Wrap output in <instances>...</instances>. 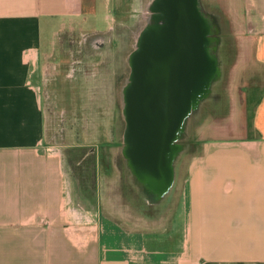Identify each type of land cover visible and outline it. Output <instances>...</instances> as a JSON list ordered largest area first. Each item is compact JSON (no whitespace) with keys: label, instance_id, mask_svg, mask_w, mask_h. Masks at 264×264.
<instances>
[{"label":"crops","instance_id":"0c3cea01","mask_svg":"<svg viewBox=\"0 0 264 264\" xmlns=\"http://www.w3.org/2000/svg\"><path fill=\"white\" fill-rule=\"evenodd\" d=\"M244 3L252 30L240 36L236 77L252 84L233 99L225 126L236 135H211L213 155L190 166V207L175 223L140 231L105 222L117 213L87 195L64 149L47 146L41 89L57 62L45 41L83 0H0V264H264V0Z\"/></svg>","mask_w":264,"mask_h":264},{"label":"rangeland","instance_id":"374dc122","mask_svg":"<svg viewBox=\"0 0 264 264\" xmlns=\"http://www.w3.org/2000/svg\"><path fill=\"white\" fill-rule=\"evenodd\" d=\"M147 1L83 0L81 16L56 24L55 32L52 30L54 33L45 41L55 51L57 68L50 70V81L41 92L49 134L47 146L54 152L64 149L74 179L87 195H102L105 212L120 213L105 215V222L113 218L130 220L140 231L144 228L139 226L147 222V231H162L175 223L182 202L184 208L190 207L188 171L197 159L212 157L213 150L208 148L211 135L223 134L224 129L226 138L236 135L232 130L231 135L225 125L230 123L233 99L240 104L243 90L252 84L244 82L240 74L236 77L240 36L252 30V25L246 21L244 0H200L210 25L216 27L212 40L215 44L219 40L220 49H225L219 55L213 98L201 101L194 118L183 123L174 150L168 155L173 173L170 186L161 192L148 185L147 189L139 188L125 170L117 148L124 122L113 83L126 76L125 58L144 26ZM114 72L118 76H113ZM244 121L250 124V119ZM183 215L186 224L187 212Z\"/></svg>","mask_w":264,"mask_h":264},{"label":"flooded vegetation","instance_id":"af4514ba","mask_svg":"<svg viewBox=\"0 0 264 264\" xmlns=\"http://www.w3.org/2000/svg\"><path fill=\"white\" fill-rule=\"evenodd\" d=\"M197 21L203 26L201 53ZM210 22L200 0L147 1L144 26L125 58L126 76L113 83L114 88L117 86L119 112L124 122L122 140L117 148L125 170L139 188L147 189V174L150 173L147 171V127L163 133L151 126L153 121L167 117L180 120L184 116L185 95L190 103L185 118H194L200 110L201 93L207 91L211 83L203 102L213 98L215 73L211 67L216 44L212 40V31L215 33L216 27ZM223 50L219 48L217 54L222 55ZM115 75L118 73L114 72ZM134 119L145 121L143 137L138 133L141 127L133 124ZM181 127L182 124L176 122L171 131L175 140ZM140 150L146 153L144 158Z\"/></svg>","mask_w":264,"mask_h":264},{"label":"water","instance_id":"95a60500","mask_svg":"<svg viewBox=\"0 0 264 264\" xmlns=\"http://www.w3.org/2000/svg\"><path fill=\"white\" fill-rule=\"evenodd\" d=\"M194 12L196 15H198L197 9H195ZM196 31L197 33L200 32L199 48H200V53H201V50L203 48L202 46H203L204 38H203V26L200 22H198V26L196 25ZM221 44L222 43L218 40L214 47L215 59L213 58V62H212L213 66L211 67V69L212 68L214 69V73H215L214 75L215 79L213 82H216L217 77L219 76V65L221 64V62H220V57H219L220 54H217V52ZM200 59L202 60L201 54H200ZM211 85L212 83L210 84V86ZM209 87L207 91H205L204 93H201L200 101L198 103L199 106L201 104V101H203L208 96ZM183 99H184V103H183L184 107L182 108L183 110L182 112L184 116L181 117L180 120L177 121V119H175L176 117H171V118L167 117L162 120L157 119L156 121H153L154 125L150 124L151 126H155L161 129L160 131H163V133L157 132L159 130L157 131L149 130L151 127H147V171L150 172L147 174V185L151 189L156 190V191L161 192V190L168 188L173 178L172 168L169 164V158H168L169 153L172 150H174V142H175V138H174L175 135L171 131L175 129L176 122H178V124L181 123L183 126V123L188 120L187 118H185V116H186L190 103L187 102L186 95L184 96ZM142 123H143V119L133 120V124L135 126H137L138 124V127H141L142 130H140V132L138 133L140 134V136L143 137L145 135V132H144L145 129H143V127H145V121L143 123L144 125ZM140 153L142 156L143 154H146L142 150H140Z\"/></svg>","mask_w":264,"mask_h":264},{"label":"bare ground","instance_id":"6f19581e","mask_svg":"<svg viewBox=\"0 0 264 264\" xmlns=\"http://www.w3.org/2000/svg\"><path fill=\"white\" fill-rule=\"evenodd\" d=\"M76 100V99H75Z\"/></svg>","mask_w":264,"mask_h":264}]
</instances>
